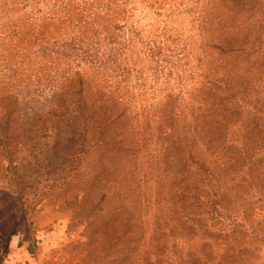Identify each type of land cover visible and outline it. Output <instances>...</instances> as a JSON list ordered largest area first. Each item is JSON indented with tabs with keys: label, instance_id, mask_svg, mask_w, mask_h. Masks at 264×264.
<instances>
[{
	"label": "rangeland",
	"instance_id": "374dc122",
	"mask_svg": "<svg viewBox=\"0 0 264 264\" xmlns=\"http://www.w3.org/2000/svg\"><path fill=\"white\" fill-rule=\"evenodd\" d=\"M232 164L234 209L198 202ZM12 239L39 264H264V0H0V264Z\"/></svg>",
	"mask_w": 264,
	"mask_h": 264
},
{
	"label": "trees",
	"instance_id": "16d2710c",
	"mask_svg": "<svg viewBox=\"0 0 264 264\" xmlns=\"http://www.w3.org/2000/svg\"><path fill=\"white\" fill-rule=\"evenodd\" d=\"M251 34V33H250ZM253 34V33H252ZM252 42H250V41H248L247 42V44H251ZM238 47H240L238 50H237V48L236 47H234L233 49L235 50V51H237V53L235 54V58H234V62L233 61H230V64L229 63H227V61L226 60H223V66L225 67L226 65H229V68H231V66L232 67H235L237 64H236V62H238V58H242V56H244V55H247V56H249V54L251 53V50L249 49V48H247L245 45H243V46H238ZM256 51V50H255ZM245 62V63H244ZM244 63V66H248L249 68H251V65H252V63H251V61H250V59L248 58V59H246L245 58V60H242L241 59V64H243ZM231 65V66H230ZM225 74L226 73H224L223 74V76H225ZM222 75H221V77H218V83L219 82H221L222 80H224V77H223ZM223 77V78H222ZM227 87V86H226ZM217 159V158H216ZM218 162V161H217ZM233 167H234V164H232L231 166H230V168H231V172L229 173V174H227V176L226 177H224L223 179L225 180V179H230V184H228L229 186H228V189H229V191H227V195H222L221 196V198L220 199H215V198H212V197H206V198H199V200H198V202H201L203 205H205L207 202L206 201H212V203H216L217 204V201L219 202V203H221L222 202V200H223V202L225 203V205L226 206H228L229 208H230V210H233L234 209V204H235V200H234V196H233V192L235 191V184L233 183V176H234V174H232V171H233ZM232 174V175H231ZM200 209V208H199ZM192 261H194L192 264H200L199 262V260H197V258H195V257H192ZM199 261V262H198ZM173 264H176V263H174L173 262ZM179 264H181V263H179Z\"/></svg>",
	"mask_w": 264,
	"mask_h": 264
},
{
	"label": "crops",
	"instance_id": "0c3cea01",
	"mask_svg": "<svg viewBox=\"0 0 264 264\" xmlns=\"http://www.w3.org/2000/svg\"><path fill=\"white\" fill-rule=\"evenodd\" d=\"M43 254H45L43 247H41L38 252L34 253L30 251L28 245H26V242L19 241L18 239H12L9 243V255L5 261V264L37 263L38 260H42Z\"/></svg>",
	"mask_w": 264,
	"mask_h": 264
},
{
	"label": "built area",
	"instance_id": "2783aa9c",
	"mask_svg": "<svg viewBox=\"0 0 264 264\" xmlns=\"http://www.w3.org/2000/svg\"><path fill=\"white\" fill-rule=\"evenodd\" d=\"M35 264H39V263L37 262V263H35Z\"/></svg>",
	"mask_w": 264,
	"mask_h": 264
}]
</instances>
